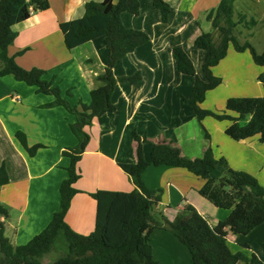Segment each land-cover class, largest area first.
Masks as SVG:
<instances>
[{
  "label": "crops",
  "instance_id": "0c3cea01",
  "mask_svg": "<svg viewBox=\"0 0 264 264\" xmlns=\"http://www.w3.org/2000/svg\"><path fill=\"white\" fill-rule=\"evenodd\" d=\"M90 1L103 2L49 0L46 10L33 12L27 20L12 26L15 38L8 47V55L15 64L27 71H45L44 78L58 87L61 96L72 106L78 105V109L79 104H89V93L102 86L98 76L104 73L108 51L102 38L68 50L60 24L81 18L85 4ZM139 1V14L123 13L121 20L125 27L147 34L149 40L113 68L117 80L111 95L114 111L93 119L91 126L85 128L90 138L77 163L80 178L74 184L80 192L71 199L64 218L81 235L94 230L96 202L91 193L133 190L118 165L135 163V136L142 141L141 152L146 161L150 159L151 143L172 142L189 158L201 157L205 147H213V140L204 138L192 108L185 102L191 94L193 78L175 71L171 52L173 47H181L196 74L203 77L205 53L192 42L201 32H211L207 16L221 0H163L172 8L166 23L161 22L152 0ZM227 57L228 54L217 66ZM136 73L141 77L138 83L119 82ZM54 100L52 95L38 93L35 87L12 76L0 78V167L5 168L8 176L7 184L0 187V203L7 211L1 221L4 235L12 246L27 244L58 210L59 186L67 177L69 165V159L62 152L75 148L78 143L70 129L75 116L62 106H50ZM228 125H221L219 129L224 138H227L224 131ZM17 133L24 136L27 148L40 146L33 155L22 146ZM228 140L231 139L221 138L227 145L234 142ZM234 146L244 154L237 151L243 156L230 167L253 175L264 188V142L255 136L235 142ZM142 179L147 188L162 193L161 202L153 210L155 217L172 221L177 211L190 205L215 227L229 215V210L214 207L198 194L204 181L183 168L150 165ZM262 241L264 223L246 236L237 237L230 231L227 234L231 252L253 253L264 263ZM149 244L159 264H191L187 249L168 231L153 230ZM242 244L248 249H243Z\"/></svg>",
  "mask_w": 264,
  "mask_h": 264
},
{
  "label": "trees",
  "instance_id": "16d2710c",
  "mask_svg": "<svg viewBox=\"0 0 264 264\" xmlns=\"http://www.w3.org/2000/svg\"><path fill=\"white\" fill-rule=\"evenodd\" d=\"M234 1L221 0L207 16L219 34L217 43L211 33L204 32L192 42L195 48L205 53L201 68L203 77L196 74L192 61L181 47H173L171 54L175 71L193 78L191 94L185 102L192 108L205 139L208 135L201 120L210 116L228 121L224 132L235 142L255 136L264 142V97L227 99L225 109L234 113L235 118L216 116L200 109L205 94L220 84V79L213 76L212 68L226 56L229 46L237 53L248 52L253 62L264 68V50L258 54L249 42L241 43L236 37L235 29L245 16L240 15L237 21L234 20ZM48 5L49 0H0V78L12 76L16 81L35 87L38 93L52 95L55 100L50 106H62L75 116L70 129L78 143L75 148L62 152L69 159V165L67 177L59 186L58 210L48 225L27 244L12 246L5 237L1 218L6 217L7 211L0 203V264H42V259L50 255L58 256L51 258L48 264H159L153 258L149 244V235L155 229L173 234L187 249L191 264H264L255 254L233 253L227 245L229 231L237 237L246 236L264 223V188L253 175L231 169L223 157L215 158L210 146L203 149L201 157L189 158L182 155L172 142L151 143L150 159L146 161L141 152L142 141L135 136V163L118 165L133 185V190L128 193L105 190L91 193L90 197L96 202V214L94 230L88 235L76 233L65 223L71 199L80 192L74 184L80 178L77 163L90 138L85 128L91 126L93 119L114 111L111 95L117 80L113 76V68L149 38L139 30L125 27L121 20L123 13L139 14V0L90 1L85 4L81 18L61 23L64 45L68 50L102 38L108 51L104 73L98 76L102 86L91 91L89 104H79L78 109V105L72 106L67 98L61 96L59 88L44 78L45 71L24 70L8 55V47L15 38L12 26L27 20L33 12L46 10ZM152 5L159 11L161 22L166 23L172 8L163 0H152ZM245 24L254 26L256 22L250 20ZM140 79L136 73L121 78L119 82L136 84ZM259 79L264 85V74ZM16 136L29 155L40 147L27 148L24 136L20 133ZM150 165L183 168L202 179L204 184L198 194L214 207L229 210V215L215 227H211L190 205H184L177 211L172 221L162 216L155 217L153 210L161 202L162 193L147 188L142 179L143 172ZM213 172H217V176H213ZM7 182L6 170L1 166L0 187ZM241 247L248 249L246 244Z\"/></svg>",
  "mask_w": 264,
  "mask_h": 264
},
{
  "label": "rangeland",
  "instance_id": "374dc122",
  "mask_svg": "<svg viewBox=\"0 0 264 264\" xmlns=\"http://www.w3.org/2000/svg\"><path fill=\"white\" fill-rule=\"evenodd\" d=\"M233 5L235 21L239 19L240 15L245 16V20L238 24L235 29L237 39L241 43L249 42L255 51L261 54L264 50V0H236ZM250 20H254L256 24L254 26L251 24L246 25L245 22L248 23ZM213 31V40L217 43L219 34L216 30ZM227 54L228 57L212 72L214 77L220 79V84L205 95L204 101L200 104V109L215 114L216 116L227 115L235 118L234 113L227 112L225 109L226 99L264 97V85L259 79L264 74V68L257 66L248 52L237 54L229 46ZM198 70L201 74L200 69ZM224 124H228V121L210 116H205L201 120V125H204L206 128L205 132L209 134L208 138L213 140L212 151L215 158L223 157L226 161H229L230 164L228 161L227 163L230 167V165L233 166L236 164L235 161L240 156H243L240 153L244 154V152H241L238 147L234 146L235 141L230 142L232 143L231 145H227L221 141V138L229 139L228 137L224 138L225 136L220 134L219 129ZM237 151H240V153ZM213 173L218 174L217 172ZM262 242L264 249V241ZM254 246L258 247V244L254 243ZM57 256L50 255L44 260L42 259V261L46 264L51 258H57Z\"/></svg>",
  "mask_w": 264,
  "mask_h": 264
},
{
  "label": "water",
  "instance_id": "95a60500",
  "mask_svg": "<svg viewBox=\"0 0 264 264\" xmlns=\"http://www.w3.org/2000/svg\"><path fill=\"white\" fill-rule=\"evenodd\" d=\"M22 264H31V263H22Z\"/></svg>",
  "mask_w": 264,
  "mask_h": 264
}]
</instances>
